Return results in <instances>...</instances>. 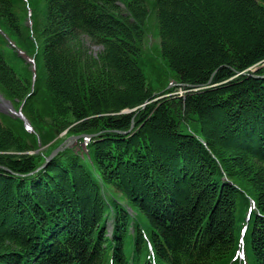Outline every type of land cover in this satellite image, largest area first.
<instances>
[{
    "label": "trees",
    "instance_id": "obj_1",
    "mask_svg": "<svg viewBox=\"0 0 264 264\" xmlns=\"http://www.w3.org/2000/svg\"><path fill=\"white\" fill-rule=\"evenodd\" d=\"M0 36L42 63L0 49V264H264V0H0Z\"/></svg>",
    "mask_w": 264,
    "mask_h": 264
},
{
    "label": "rangeland",
    "instance_id": "obj_2",
    "mask_svg": "<svg viewBox=\"0 0 264 264\" xmlns=\"http://www.w3.org/2000/svg\"><path fill=\"white\" fill-rule=\"evenodd\" d=\"M152 36L149 37V45L154 49L151 51L152 54H154L156 57H158V51H159V35H158V28L157 30L155 29V31H152ZM12 44V43H11ZM16 44L14 43V46ZM13 47V46H12ZM0 49L3 50L6 59L8 61V63L19 73V75L23 76V77H28L31 70L28 64H31L32 66V71L36 73V64L38 63L39 65V70H41V58L40 56H38L37 58V63L34 59V57H30L28 56L30 53L24 49H22L19 46H15V48H11L9 46L8 41L6 40V38H4V36H0ZM20 49V50H19ZM97 49V48H96ZM148 55L146 58V65H145V70L147 71V77H148V82L150 83L151 81V77L153 76V74H151V63L153 60V57L151 54H146ZM35 64V65H34ZM264 66V64H262L261 66L255 67V70H257L259 67ZM151 70H148V69ZM254 69V68H253ZM252 71H255L253 70ZM167 74V73H166ZM174 83L170 84L168 89H172V87H174ZM155 86V85H154ZM158 86H155V88H157ZM196 90V89H193ZM187 90L183 89V88H178L176 92V94L183 96L186 93ZM169 95V94H167ZM1 100H0V105L1 104ZM0 109L3 110V112H11L13 110H9L8 108H4L2 106H0ZM15 113V112H13Z\"/></svg>",
    "mask_w": 264,
    "mask_h": 264
},
{
    "label": "water",
    "instance_id": "obj_3",
    "mask_svg": "<svg viewBox=\"0 0 264 264\" xmlns=\"http://www.w3.org/2000/svg\"><path fill=\"white\" fill-rule=\"evenodd\" d=\"M35 65V64H34ZM35 74V72H34ZM254 76H256L255 74H253ZM210 83V82H209ZM0 100H1V104L0 106L4 107V108H8L9 110H13L11 112H16V110L13 108V105L7 101L6 99H4V97L2 95H0ZM129 132V131H128ZM128 132H125V133H128ZM83 136H88V135H79V136H71V137H68L61 145H59L56 149H54L52 151V153L47 157V160L45 161V163L40 167V168H43L44 166L47 165V163L56 155L58 154L60 151L64 150L66 147L72 145L75 140L83 137Z\"/></svg>",
    "mask_w": 264,
    "mask_h": 264
},
{
    "label": "bare ground",
    "instance_id": "obj_4",
    "mask_svg": "<svg viewBox=\"0 0 264 264\" xmlns=\"http://www.w3.org/2000/svg\"><path fill=\"white\" fill-rule=\"evenodd\" d=\"M13 113V112H12ZM52 153V152H51Z\"/></svg>",
    "mask_w": 264,
    "mask_h": 264
}]
</instances>
